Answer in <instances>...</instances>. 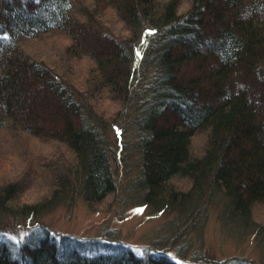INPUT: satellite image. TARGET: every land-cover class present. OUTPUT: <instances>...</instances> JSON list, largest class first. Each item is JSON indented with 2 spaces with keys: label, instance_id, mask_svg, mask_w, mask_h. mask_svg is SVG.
Returning a JSON list of instances; mask_svg holds the SVG:
<instances>
[{
  "label": "trees",
  "instance_id": "16d2710c",
  "mask_svg": "<svg viewBox=\"0 0 264 264\" xmlns=\"http://www.w3.org/2000/svg\"><path fill=\"white\" fill-rule=\"evenodd\" d=\"M131 106L142 109L132 191L176 212V234L199 235L215 196L226 223L264 229L253 213L264 204V0H0V158L17 169L0 177V211L113 192L107 126ZM28 186L38 196L20 201ZM31 226L35 244L13 255L1 241L0 264H179Z\"/></svg>",
  "mask_w": 264,
  "mask_h": 264
},
{
  "label": "rangeland",
  "instance_id": "374dc122",
  "mask_svg": "<svg viewBox=\"0 0 264 264\" xmlns=\"http://www.w3.org/2000/svg\"><path fill=\"white\" fill-rule=\"evenodd\" d=\"M138 69L133 87L141 81L140 67ZM133 108L119 111L117 120L107 126L115 190L98 203H87L74 194L32 216L20 217L0 211V242L3 241L13 255H19L20 244H35L31 239V225H43L35 229L39 233L46 230L49 234L91 238L99 243H119L141 256L144 250L153 249L178 257L179 264H264V229L238 223L232 218L226 223L220 216L223 200L220 201L219 196L213 198L200 218L199 235L196 225L189 230L180 227L184 229L178 235L175 233L178 227H174L180 217L176 212L152 211L141 201L139 191H132L139 175L141 132L136 118L142 110ZM196 144L195 141L194 149L198 150ZM16 170L1 156L0 177L13 179ZM29 186L19 195L20 201L38 196L37 188ZM253 209L256 224L263 226L264 204L255 205Z\"/></svg>",
  "mask_w": 264,
  "mask_h": 264
}]
</instances>
